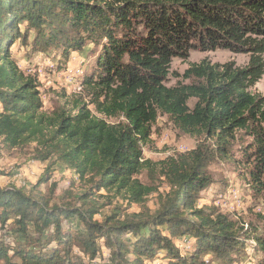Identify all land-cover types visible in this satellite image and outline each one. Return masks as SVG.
<instances>
[{"label": "trees", "instance_id": "trees-1", "mask_svg": "<svg viewBox=\"0 0 264 264\" xmlns=\"http://www.w3.org/2000/svg\"><path fill=\"white\" fill-rule=\"evenodd\" d=\"M88 43L96 55L83 80L88 102L45 112L38 77L19 67L12 46L55 49L67 63ZM194 50L249 60L243 68L204 60L184 73L190 84L169 87L173 60ZM263 76L264 0H0V150L33 146L34 161L51 163L34 189L55 164L87 185L52 204L0 183V264H208L206 256L237 264L251 240L264 264V216L257 235L198 205L218 160L246 167L252 196L264 198V97L251 92ZM160 116L197 145L155 164L143 149ZM145 172L149 185L139 179ZM158 181L168 193L154 213L125 215L118 206L95 219L113 198L143 205ZM102 191L109 203L94 198ZM175 239L193 242V252L185 256Z\"/></svg>", "mask_w": 264, "mask_h": 264}, {"label": "rangeland", "instance_id": "rangeland-1", "mask_svg": "<svg viewBox=\"0 0 264 264\" xmlns=\"http://www.w3.org/2000/svg\"><path fill=\"white\" fill-rule=\"evenodd\" d=\"M12 47L13 57L17 60L19 67L27 75L38 77L39 91L42 94L45 112L49 113L61 106L71 107L76 99L88 102L89 98L84 89L83 80L88 73L93 71L95 66L94 44L88 43L81 51L74 52L67 63L60 60V55L55 49H51L49 53H41L34 52L31 47L22 46L21 44ZM204 60L211 64L220 65L233 62L236 67L243 68L247 65L249 57L224 50L215 52L191 51L187 60H173L168 86L175 87L181 84H190L191 80L185 79L183 77L184 73L190 66L200 64ZM251 92L264 97V76L251 89ZM194 104L195 100H191L190 107H193ZM249 142V138L238 142L237 152L234 155L236 161L241 158L240 149ZM196 145L197 141L181 133L167 116H160L152 127L150 142L144 146L143 152L145 159L158 164L168 157L189 152ZM32 148L33 146L13 151L0 150L1 184H16L25 187L31 194L42 193L46 196L48 195L52 199V204L62 203V197L67 198L70 195L87 190V185L61 164L52 165L53 171H51L49 179L34 189L38 180L46 173V169L51 163L34 161L31 155ZM209 172L213 183L208 190L200 195L198 205L218 207L223 213L240 221L243 226L245 225V229L247 224H251L256 229H259L257 235H262L260 228L263 227L261 216H264V198H254L252 196L250 187L245 180L246 167L234 163V159L218 160L210 166ZM139 179L146 185L151 183L150 177L146 172L142 173ZM160 182H157L158 192L147 197L143 205L127 206L121 197L113 198L112 194H108L105 191L99 192L94 197L98 201L109 203L108 201H111L110 198H113V202L103 208L100 215L95 219L101 221L103 217L108 216L118 206L123 207L121 210L125 215L142 213L144 210L154 213L159 209L161 197L168 193L166 185L160 184ZM174 241L180 246L185 256L193 252V242L182 243L179 239ZM254 245V240H251L245 260L237 264L258 263L261 259V253L257 248H254ZM205 260L208 261V264H219L211 256H206ZM100 263L101 258L92 264Z\"/></svg>", "mask_w": 264, "mask_h": 264}, {"label": "bare ground", "instance_id": "bare-ground-1", "mask_svg": "<svg viewBox=\"0 0 264 264\" xmlns=\"http://www.w3.org/2000/svg\"><path fill=\"white\" fill-rule=\"evenodd\" d=\"M233 190V189H232ZM234 191V190H233ZM239 191V190H238ZM240 193V192H239ZM239 193H237V194H239ZM232 195H233V193H232ZM236 196V195H235ZM228 198V197H227ZM231 198H233L232 196H231ZM236 199V198H235ZM238 199V198H237ZM236 203V202H235Z\"/></svg>", "mask_w": 264, "mask_h": 264}, {"label": "built area", "instance_id": "built-area-1", "mask_svg": "<svg viewBox=\"0 0 264 264\" xmlns=\"http://www.w3.org/2000/svg\"><path fill=\"white\" fill-rule=\"evenodd\" d=\"M78 70H79V69H78ZM78 70H77V71H78ZM186 242H188V241H186Z\"/></svg>", "mask_w": 264, "mask_h": 264}]
</instances>
